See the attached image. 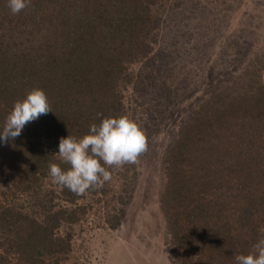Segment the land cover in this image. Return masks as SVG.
<instances>
[{
  "label": "trees",
  "instance_id": "trees-1",
  "mask_svg": "<svg viewBox=\"0 0 264 264\" xmlns=\"http://www.w3.org/2000/svg\"><path fill=\"white\" fill-rule=\"evenodd\" d=\"M163 1L30 0L13 14L0 0V126L35 88L52 110L0 144V264H75L61 230L85 222L111 190L105 182L78 196L52 182L48 165L69 167L58 155L61 138L128 118L127 92L151 80L145 57L164 42L155 14ZM166 44L163 60L175 71L168 88L189 72L177 42ZM244 57L191 106L162 160L159 210L177 264H235L264 237V47ZM121 168L126 194L136 171ZM103 209L108 227H118L121 208Z\"/></svg>",
  "mask_w": 264,
  "mask_h": 264
},
{
  "label": "rangeland",
  "instance_id": "rangeland-1",
  "mask_svg": "<svg viewBox=\"0 0 264 264\" xmlns=\"http://www.w3.org/2000/svg\"><path fill=\"white\" fill-rule=\"evenodd\" d=\"M155 14L164 42L145 57L152 81L145 80L146 86L135 94L129 90L126 99L128 118L144 132L147 150L133 164L136 177L126 194L125 180L117 173L124 174L120 166L111 173V194L105 205L96 206L82 224L61 230L72 243L75 264H177L175 252L166 244L158 203L165 182L162 160L166 150L191 106L239 68L247 58L244 53L264 47V0H225L223 4L222 0H164ZM171 40L177 42L179 55L185 53L189 77L178 75L165 88L175 72L163 60L167 49L162 54ZM107 206L121 208L118 227L109 228L104 221Z\"/></svg>",
  "mask_w": 264,
  "mask_h": 264
},
{
  "label": "clouds",
  "instance_id": "clouds-1",
  "mask_svg": "<svg viewBox=\"0 0 264 264\" xmlns=\"http://www.w3.org/2000/svg\"><path fill=\"white\" fill-rule=\"evenodd\" d=\"M29 4L30 0H8L13 14L22 12ZM49 111L52 110L45 92L32 89L14 103L5 117L0 126V144L14 141L27 123ZM146 150L145 134L135 121L125 116L108 117L90 125L88 134L80 138H61L58 155L69 167L63 169L57 163H49L48 174L53 183L79 196L110 181V169L135 164ZM235 264H264V237L257 240L252 252L237 255Z\"/></svg>",
  "mask_w": 264,
  "mask_h": 264
}]
</instances>
